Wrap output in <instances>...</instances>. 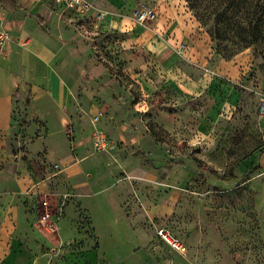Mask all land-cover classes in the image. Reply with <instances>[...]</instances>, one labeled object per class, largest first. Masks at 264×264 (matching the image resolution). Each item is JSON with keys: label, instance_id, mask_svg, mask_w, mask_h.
Listing matches in <instances>:
<instances>
[{"label": "rangeland", "instance_id": "obj_1", "mask_svg": "<svg viewBox=\"0 0 264 264\" xmlns=\"http://www.w3.org/2000/svg\"><path fill=\"white\" fill-rule=\"evenodd\" d=\"M33 1L46 3L90 46L98 71L87 77L98 86L92 93L78 88V105L106 120L101 133L109 146L96 150L99 131L90 138L84 129L80 152L71 145L69 166L49 161L38 133L22 130L33 122L19 105L14 131L1 136L0 162L12 171V162L29 165L36 157L49 161V175L62 171L50 178L52 190L62 192L52 207L68 196L57 224L64 236L78 238L58 244L57 232L47 229L50 240L38 242L31 264H61L74 250L78 264H264V0H85L114 21L107 28L54 0ZM144 7L156 17L137 35L132 17ZM125 20L131 24L124 27ZM145 35L152 38L147 48ZM222 62L236 64V78L216 73ZM150 70L161 77L151 78ZM171 70L194 80L209 73L208 83L187 93ZM85 190L99 196L76 198ZM96 199L112 224L101 241L86 212ZM160 229L184 248L168 245Z\"/></svg>", "mask_w": 264, "mask_h": 264}, {"label": "crops", "instance_id": "obj_2", "mask_svg": "<svg viewBox=\"0 0 264 264\" xmlns=\"http://www.w3.org/2000/svg\"><path fill=\"white\" fill-rule=\"evenodd\" d=\"M76 12L95 19L105 27L109 23L110 26L114 23L105 19V11L95 7L85 14ZM99 13L104 14L101 19L98 18ZM0 17L3 28L10 36V41L0 46V148L3 144L1 136L12 134L19 105L24 102L22 116L27 121L33 122L22 128L24 133L37 132L41 143L38 149L46 153V158L49 161L62 160L61 165H68L71 159H74H69L71 145L78 146L84 129L85 135L92 138L95 131L106 133L104 128H107L104 124L106 120L103 123L102 118L97 125L93 124V117L98 115V111L88 114L90 111L78 105V96H80L78 88L80 90L81 87H85L84 91L92 93L89 88L98 86L96 81L90 79L94 75L90 74L89 78L87 77L90 69L91 72L98 71V64L92 65L91 55L87 52L90 46L84 42L85 37L78 35L76 28L66 26L65 21L57 13L52 15L46 3L42 1L0 0ZM134 20L132 17V21L140 26L137 30L139 35V32L143 30L141 27L145 25H140ZM130 24V20L122 22L124 27ZM129 37L134 40L139 39L136 33L129 34ZM144 39L147 42L145 44L147 48L152 38H147L145 35ZM199 39L197 37L194 43L198 44L197 47L203 43V40ZM166 43L168 46L167 40ZM158 48L163 50L162 52L166 50L161 43H158ZM149 73L151 78L159 75L157 71L150 70ZM216 73L236 78L237 66L234 63L222 62ZM170 78L182 81L180 83L182 89L192 93L194 90L206 87L209 73H203L194 80L181 70H171ZM96 89L98 90V87ZM86 97L99 100L95 96L86 95ZM106 97L107 99L103 100L109 101V95ZM113 99L114 95H111V101ZM19 100L20 103L17 102ZM88 102L89 100L83 99V103ZM110 116L108 115L107 118ZM36 119L38 122L34 123ZM87 121L89 123L86 126ZM70 135L74 139L73 142L69 139ZM91 146L94 150L93 140H91ZM76 149L78 153L81 150L79 146ZM30 161L29 165L20 160L12 162L14 167L12 171H6L4 166L6 167L7 163L0 162V264H31L36 257L33 249L39 248L38 242L43 239L50 240L46 224L40 221L38 206L41 199L62 194L52 190L50 183V178L61 174L62 171L58 173L53 171V166L56 164L53 161L55 164L52 162L53 165L50 166L53 174L49 175L45 171L49 161L36 157ZM77 164L74 165L77 166ZM74 165L72 164V167ZM28 166L31 167L30 170ZM88 193V191L77 192L76 198L99 196L92 197ZM102 205V199H96L94 208L86 211L90 214L91 226L97 227L100 233V241L106 238V233L110 230L109 225H112L109 224L111 218L108 217V209L104 207L102 211L105 213H101ZM67 207L66 205L62 210V218L65 216ZM60 218L61 216L58 220ZM58 220L55 219L54 222ZM57 228L55 236L57 243L78 242L76 234L71 236L67 234L69 232H65L67 236H64L58 224ZM69 229L74 230L75 233L78 232L75 230L76 227ZM77 258L78 250H74L66 254L61 264H78Z\"/></svg>", "mask_w": 264, "mask_h": 264}, {"label": "built area", "instance_id": "obj_3", "mask_svg": "<svg viewBox=\"0 0 264 264\" xmlns=\"http://www.w3.org/2000/svg\"><path fill=\"white\" fill-rule=\"evenodd\" d=\"M60 5H64L70 9L79 11L80 13H88L92 10L93 6L90 5L85 0H54ZM103 13H99L98 18L101 19L103 17ZM156 15L154 11H151L148 8H138L133 13V18L135 21L140 25H147L149 22H152L155 19ZM8 41H10V36L8 32L3 28L2 26V18L0 17V46H3ZM184 45L180 47V50H183ZM264 110V107L262 108ZM100 116H97L94 118L93 122H97L99 120ZM108 140L105 135H103L101 132H96L95 138H94V147L96 150L99 151H105L108 149ZM56 169L59 168V166H55ZM67 195L65 194L62 198V202L54 207H52V201L51 196L48 197V199H41V202L39 204V210H40V221L46 224L47 229H51L52 231H57V221L56 223L54 220L56 217L61 213L63 210L65 199H67ZM60 209V210H59ZM60 212V213H59ZM58 219V217H57ZM56 219V220H57ZM158 235L161 237L163 241H165L168 245L173 247L177 250H182L184 247L182 244L175 239V237L172 236V234L165 230L160 229L158 232Z\"/></svg>", "mask_w": 264, "mask_h": 264}, {"label": "trees", "instance_id": "obj_4", "mask_svg": "<svg viewBox=\"0 0 264 264\" xmlns=\"http://www.w3.org/2000/svg\"><path fill=\"white\" fill-rule=\"evenodd\" d=\"M196 1H199V0H196ZM201 1V0H200ZM241 2H247V0H239ZM218 36V35H217ZM219 37V36H218ZM257 38H253V39H250L248 42H253V41H256Z\"/></svg>", "mask_w": 264, "mask_h": 264}]
</instances>
